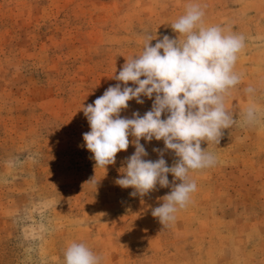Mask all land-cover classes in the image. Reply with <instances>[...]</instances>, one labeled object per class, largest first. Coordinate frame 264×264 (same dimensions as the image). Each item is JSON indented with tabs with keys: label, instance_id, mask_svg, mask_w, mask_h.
<instances>
[{
	"label": "rangeland",
	"instance_id": "rangeland-1",
	"mask_svg": "<svg viewBox=\"0 0 264 264\" xmlns=\"http://www.w3.org/2000/svg\"><path fill=\"white\" fill-rule=\"evenodd\" d=\"M190 3L206 26L244 37L241 79L225 100L234 124L218 145L201 143L214 166L190 172L196 191L162 226L151 210L171 188L140 197L116 184L132 136L115 164L96 167L81 108L120 83L148 36L176 38L171 24ZM142 99L120 115H144L153 100ZM140 143L144 159L160 158L163 140ZM72 242L101 264H264V0H0V264H64Z\"/></svg>",
	"mask_w": 264,
	"mask_h": 264
},
{
	"label": "clouds",
	"instance_id": "clouds-1",
	"mask_svg": "<svg viewBox=\"0 0 264 264\" xmlns=\"http://www.w3.org/2000/svg\"><path fill=\"white\" fill-rule=\"evenodd\" d=\"M203 17L199 5L190 3L171 24L176 38L164 35L152 45L153 39L148 36L142 52L126 59L113 76L120 83L109 86L93 103L81 108L90 126L83 140L96 167L106 169L115 164L117 153L128 149L132 136L135 152L127 158L124 174L116 184L133 188L130 195L140 197L155 190L157 184L171 188L161 198L162 203L151 210L162 226L174 221L175 214L187 206L196 191L190 172L216 162L214 155L202 149V141L218 145L224 130L235 122L225 100L241 79L234 66L244 37L226 33L219 25L206 26ZM129 82L135 87L128 86ZM252 91L251 87L246 89ZM142 97L153 100L149 111L142 116L133 112L131 118L120 115L131 100L143 104ZM162 114L166 118L162 119ZM246 119H256L254 106L247 109ZM141 139L163 140L164 149H153L160 158L144 159L148 153ZM168 150L177 157L171 167L164 159ZM169 173L173 176L171 184ZM101 260L82 242H72L64 252V264H101Z\"/></svg>",
	"mask_w": 264,
	"mask_h": 264
}]
</instances>
